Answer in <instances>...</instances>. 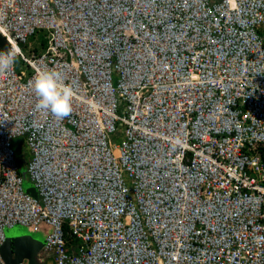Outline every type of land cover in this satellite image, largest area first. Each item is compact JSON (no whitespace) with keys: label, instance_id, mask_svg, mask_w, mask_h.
<instances>
[{"label":"built area","instance_id":"2783aa9c","mask_svg":"<svg viewBox=\"0 0 264 264\" xmlns=\"http://www.w3.org/2000/svg\"><path fill=\"white\" fill-rule=\"evenodd\" d=\"M0 35L30 71L0 75V246L20 224L52 264H264V0H0ZM44 68L67 118L36 107Z\"/></svg>","mask_w":264,"mask_h":264},{"label":"clouds","instance_id":"9594fccd","mask_svg":"<svg viewBox=\"0 0 264 264\" xmlns=\"http://www.w3.org/2000/svg\"><path fill=\"white\" fill-rule=\"evenodd\" d=\"M19 56L20 52L17 49L0 52V75L12 70ZM29 85L37 98V109L45 114L50 113L57 120L67 118L73 113L76 92L71 84L65 82V76L61 71L53 68L41 69L35 74L33 80L29 81ZM43 255L45 259L48 257L45 252ZM19 262L27 264L22 260Z\"/></svg>","mask_w":264,"mask_h":264},{"label":"rangeland","instance_id":"374dc122","mask_svg":"<svg viewBox=\"0 0 264 264\" xmlns=\"http://www.w3.org/2000/svg\"><path fill=\"white\" fill-rule=\"evenodd\" d=\"M43 32L38 31L34 33L33 35L28 36L25 45L20 47V51L22 54L28 56L29 55V50L31 49H36V50H41L40 48V42L42 39ZM14 71L20 75V73H23L22 76H20L21 81H25L27 77L30 74V71L28 68L25 66V64L22 62L21 57L19 56L17 59V63L15 67L13 68ZM119 136H116L115 140H118ZM21 139L19 138H13L11 140V146L13 151L17 154V157L20 160H24V156L26 157V150L25 147L21 145ZM22 168L25 170V163L21 161ZM23 187L26 188L28 184H30L28 178L24 180ZM31 185V184H30ZM4 236H9L10 234L14 235H20L23 236L22 239L25 243L30 244V246H25L24 252L26 255L25 257L22 258V261H30L31 264H43L44 259H43V254L44 251H42V243L44 239V234L45 232L42 229H34L31 226L28 225H20V224H14L12 226L6 227L4 230ZM7 241V240H6ZM27 241V242H26ZM10 246H8V249ZM42 256V257H41ZM47 261H50V258H46ZM45 259V260H46Z\"/></svg>","mask_w":264,"mask_h":264},{"label":"water","instance_id":"95a60500","mask_svg":"<svg viewBox=\"0 0 264 264\" xmlns=\"http://www.w3.org/2000/svg\"><path fill=\"white\" fill-rule=\"evenodd\" d=\"M0 47L3 51H7V44L1 35H0ZM16 161L19 164L20 160L18 159V157H16ZM18 169L25 180L26 178L24 176V170L21 164L18 165ZM24 189L32 196L34 197L37 196L35 189L30 184H28V186H26V188ZM22 237L23 236H20V235H14L13 233L5 237V241L0 246V255L5 262L10 263V264H16L17 262L21 261L23 257L28 255V254H25L24 248L25 246L29 247L30 244L25 243ZM8 246H10L9 249H8ZM27 264H31L30 261Z\"/></svg>","mask_w":264,"mask_h":264},{"label":"crops","instance_id":"0c3cea01","mask_svg":"<svg viewBox=\"0 0 264 264\" xmlns=\"http://www.w3.org/2000/svg\"><path fill=\"white\" fill-rule=\"evenodd\" d=\"M42 257V256H41ZM50 258V257H49ZM43 259H44V262H43V264H52V262H51V259H50V261H48V262H46V260H45V257L43 256ZM25 262H27L28 263V261H25Z\"/></svg>","mask_w":264,"mask_h":264},{"label":"trees","instance_id":"16d2710c","mask_svg":"<svg viewBox=\"0 0 264 264\" xmlns=\"http://www.w3.org/2000/svg\"><path fill=\"white\" fill-rule=\"evenodd\" d=\"M41 44H44V39L42 38L41 39V42H40ZM24 157H25V155H23ZM21 161H23V160H21ZM19 171V170H18Z\"/></svg>","mask_w":264,"mask_h":264}]
</instances>
